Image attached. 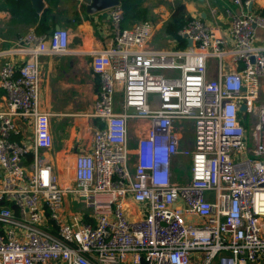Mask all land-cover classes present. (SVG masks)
Returning a JSON list of instances; mask_svg holds the SVG:
<instances>
[{"label":"built area","instance_id":"1","mask_svg":"<svg viewBox=\"0 0 264 264\" xmlns=\"http://www.w3.org/2000/svg\"><path fill=\"white\" fill-rule=\"evenodd\" d=\"M230 2L243 11L224 10L226 33L192 18L177 33L192 45L175 49L150 45L164 20L121 28L120 4L109 9L113 43L90 52L101 126L66 187L44 156L52 136L38 60L67 53L69 32L29 31L0 52L13 57L0 67V264H264V17L247 9L253 0ZM14 118L31 136L10 140L22 132ZM181 157L183 182L173 176ZM68 195L82 212L65 206Z\"/></svg>","mask_w":264,"mask_h":264},{"label":"crops","instance_id":"2","mask_svg":"<svg viewBox=\"0 0 264 264\" xmlns=\"http://www.w3.org/2000/svg\"><path fill=\"white\" fill-rule=\"evenodd\" d=\"M60 1H63L67 6L70 5L69 10L61 8ZM163 1L159 11L165 15L163 17L161 14L163 17L161 22L163 20L164 22L159 24L151 41L155 39L154 36L162 30L163 24L179 5L177 0ZM44 2L45 6L42 11L35 12L37 17L24 10L11 12L0 4V52L16 46L18 39L29 31L39 34L36 29L39 27L42 14L49 7V1L44 0ZM87 5L88 2L85 0H52L50 6L56 10L63 9L65 16L57 19L56 23L49 19L46 23L49 28L44 33L58 29L57 27L68 30L69 50L62 55L43 54L38 60L40 108L50 114V133L52 136V146L44 151V156L51 163L62 187L73 183L74 159L78 154L90 151L93 131L101 126V122L92 115L99 84L98 78L92 70L90 52L109 47L113 43L114 36L110 8L90 14L86 11ZM184 6L192 18L199 17L209 25H218L225 33L228 19L224 16V10L229 8L235 13L243 11V8L233 5L230 0H197L196 5ZM262 7H264V0H253L247 9L257 12ZM75 19L80 21L77 23L74 21ZM161 34L164 35L162 32ZM256 35L257 44L264 45V31L257 30ZM164 38V42H161L163 40L161 38V41L159 40L161 43L157 42V44L165 45L171 41L165 35ZM171 44V47L166 49L182 48L175 39L171 41ZM159 49H163V47ZM8 58L13 59V57L0 56V67ZM208 70L209 76L213 77L215 75L214 62H211ZM117 95L120 97L119 92ZM260 99H264V80L260 86ZM5 109L6 95L0 86V112ZM116 111H118L117 107ZM14 121L17 129L22 130V132L19 135H12L10 140L20 142L23 137L31 136L30 122L25 123L20 118H14ZM139 125L142 129L141 132L146 131L149 127L146 120H141ZM130 134L131 147V144L135 145L136 140L131 130ZM178 170L177 164L174 167L173 176L175 180L187 181L189 177L183 181L177 179ZM68 197L70 200L67 199V196L64 198L65 206L70 210L75 209V202L69 195ZM192 264L196 263L193 262Z\"/></svg>","mask_w":264,"mask_h":264},{"label":"trees","instance_id":"3","mask_svg":"<svg viewBox=\"0 0 264 264\" xmlns=\"http://www.w3.org/2000/svg\"><path fill=\"white\" fill-rule=\"evenodd\" d=\"M49 1V7L46 9L45 13L41 16V21L39 27L36 29L37 33H44L48 30V25L46 24L48 20L57 22V19L62 16L63 9L56 10L51 7L52 0ZM163 0H153V4L161 3ZM121 9L123 11V21L121 28H128L132 24L141 21H148L147 16L149 8L143 7L137 0H119ZM0 4L6 7L11 12H16L19 10H24L25 12L32 14L37 17L35 11L31 8L28 0H0ZM54 9V10H53ZM257 12L264 17V7L257 10ZM64 17V16H63ZM192 17L186 13L185 6L183 4L177 5L170 18L163 24L161 32L170 39H175L177 44L181 47L186 46L184 39L177 36L178 31L190 21ZM77 23L79 19H75Z\"/></svg>","mask_w":264,"mask_h":264},{"label":"rangeland","instance_id":"4","mask_svg":"<svg viewBox=\"0 0 264 264\" xmlns=\"http://www.w3.org/2000/svg\"><path fill=\"white\" fill-rule=\"evenodd\" d=\"M179 4H184V5H196L197 4V0H177ZM137 2H139V4H141L143 7H148L149 11H148V18L149 21H152L153 23H158L163 17H165V15H163L162 12L159 11V7L163 4L164 1H162L161 3L159 2L158 4H153V0H137ZM60 5L62 6L61 8L67 9L70 8L71 6H67L63 1H60ZM155 11V12H154ZM187 14H189L186 11ZM161 14L163 15V17L161 16ZM62 16H60V18H62ZM155 39H153L150 43L151 46H153L155 43V48H161L163 47V49L166 48H170L171 47V41L173 39H171V41H168L169 43L165 44V45H160L161 42L165 41L164 35L161 34V31H159L155 36ZM163 39L162 41L160 39ZM161 42H160V41ZM157 42H160L157 44ZM118 94V93H117ZM116 94V102H118L120 100V97ZM148 102L149 104L154 107L157 105V97L154 94H151L148 96ZM182 145L186 148L191 147V143H192V127L189 126V128L187 127L185 130H183V136H182ZM130 146V145H129ZM135 146L134 144H131V147ZM178 164V175H177V179L183 181L188 179V177L190 176V172H189V167H190V158L189 157H181L177 160L176 165ZM67 199H69V197L67 196ZM70 200V199H69ZM74 207L75 210L78 212H82L85 208V204L80 201L77 200L74 203ZM213 264H215V261L213 262Z\"/></svg>","mask_w":264,"mask_h":264},{"label":"water","instance_id":"5","mask_svg":"<svg viewBox=\"0 0 264 264\" xmlns=\"http://www.w3.org/2000/svg\"><path fill=\"white\" fill-rule=\"evenodd\" d=\"M28 1L30 2L32 9L36 13L41 12L45 6L44 0H28ZM85 1L88 2L86 11L90 14L111 8L112 6L119 4V0H85ZM191 45L192 42L189 39H187V46L190 47ZM244 110H245V105L242 104L240 107V111H244Z\"/></svg>","mask_w":264,"mask_h":264}]
</instances>
